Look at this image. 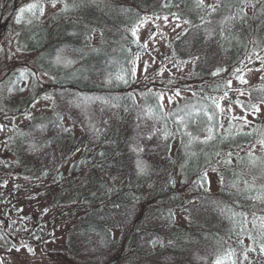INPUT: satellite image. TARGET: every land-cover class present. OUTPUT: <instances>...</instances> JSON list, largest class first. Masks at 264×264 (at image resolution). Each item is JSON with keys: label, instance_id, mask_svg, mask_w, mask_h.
Returning a JSON list of instances; mask_svg holds the SVG:
<instances>
[{"label": "trees", "instance_id": "trees-1", "mask_svg": "<svg viewBox=\"0 0 264 264\" xmlns=\"http://www.w3.org/2000/svg\"><path fill=\"white\" fill-rule=\"evenodd\" d=\"M247 3L251 15L244 12ZM71 8L78 16L70 23H40L33 13L24 14L29 19L24 45L42 51L47 69L59 74L47 87L57 112L23 133L15 153L29 172L50 174L78 146L93 150L88 184L72 197L80 196L88 210L67 236L70 259L124 264L122 256L131 249L134 257L126 264H264V227L255 225L264 222V159L252 175L241 159L226 174V191L209 194L198 187L187 198L188 206L181 205L183 195L172 194L176 167L196 174L202 159L224 142L212 96L225 90L222 76L240 74L248 44L264 36V1L221 0L213 11L201 8L200 0H91ZM148 16L186 23L171 53L195 61L194 79L203 94L177 110L165 111L154 94L137 103L131 92L134 28ZM101 23L107 29L102 27L100 43L93 45V28ZM246 93L251 104H264V77ZM63 117L78 129L77 138L67 136ZM200 127L202 134L196 131ZM250 139L240 136L237 143ZM249 180L256 187L237 192ZM142 195L153 198L146 201ZM173 206L186 209V228L174 225ZM248 219L256 230L248 241L254 259H245ZM0 244L11 246L1 233Z\"/></svg>", "mask_w": 264, "mask_h": 264}, {"label": "rangeland", "instance_id": "rangeland-1", "mask_svg": "<svg viewBox=\"0 0 264 264\" xmlns=\"http://www.w3.org/2000/svg\"><path fill=\"white\" fill-rule=\"evenodd\" d=\"M89 1L0 0V233L11 242L10 248L0 244V264H80L70 259L66 241L73 224L88 210L80 196L74 201L72 197L75 190L88 184L93 150L84 151L83 146H78L50 174L29 172L17 162L15 153L23 133L31 129L36 121L56 114L55 102L47 87L59 77L57 72L47 69L40 55L42 51L31 50L24 45L28 40L26 28L29 19L25 16L28 10L21 13L20 9L35 5L28 12L33 13V17L38 16L40 23H70L71 18L78 16L71 5L87 4ZM219 1L200 0V7L213 11L218 8ZM103 5L109 7L107 2ZM244 12L246 15L253 14L249 3ZM17 17H20L19 22ZM185 25V22L172 17L148 16L134 28L131 92L137 103L154 94L165 111L177 110L189 104L195 96L203 94L198 91L201 82L194 79L195 61H181L171 53V43ZM103 26L101 23L93 28V45L100 43V31L107 29ZM259 39L248 44L250 52L246 49L240 74L222 76L225 90L212 96L223 144L214 154L202 159L203 165L196 174H183L179 167L174 171L172 194L183 195L182 206L189 205H185L187 198L198 187L204 186L209 194L226 191V174L236 170L243 162L241 159L245 160L251 175L258 171L259 159H264V104H251L246 93L248 87L257 85L264 77V36ZM61 120L68 137L77 138L80 135L67 118ZM196 131L202 134L205 128L200 127ZM244 135H252L253 139L249 140L250 143H237ZM248 185L256 187L254 182L244 181L237 192ZM152 198V195L145 196L146 201ZM171 211L174 225L186 228V209L173 206ZM255 225L264 227V222ZM245 228L248 234L243 237L245 255L247 259H252L255 251L249 249L248 241L256 230L249 219ZM17 231L19 234L14 235ZM112 236L116 240L118 233L113 231ZM132 257L131 249L125 251L122 263L126 264V260Z\"/></svg>", "mask_w": 264, "mask_h": 264}, {"label": "snow or ice", "instance_id": "snow-or-ice-1", "mask_svg": "<svg viewBox=\"0 0 264 264\" xmlns=\"http://www.w3.org/2000/svg\"><path fill=\"white\" fill-rule=\"evenodd\" d=\"M35 7V5H29L28 6V9H24V8H21L20 9V12L21 13H23L24 11H26V10H28V11H30L32 8H34ZM19 19H20V17H17V22H19ZM165 19H167V18H165ZM228 85L229 86H231V81H229L228 82ZM179 93H177V95H178ZM217 107H219V105H217ZM256 111H259V108H256ZM210 138V137H209ZM17 250H19V249H17ZM261 252H264V245H261ZM247 257H245V259H246ZM218 264H219V262H218Z\"/></svg>", "mask_w": 264, "mask_h": 264}]
</instances>
